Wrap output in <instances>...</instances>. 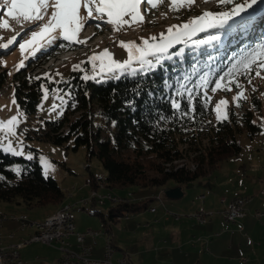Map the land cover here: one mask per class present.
Instances as JSON below:
<instances>
[{
  "label": "rangeland",
  "instance_id": "1",
  "mask_svg": "<svg viewBox=\"0 0 264 264\" xmlns=\"http://www.w3.org/2000/svg\"><path fill=\"white\" fill-rule=\"evenodd\" d=\"M259 1L261 0H257V2ZM155 2L157 7L151 8V6H148L147 9L145 4L141 3L140 10L144 17L143 23H135L131 27L126 25L119 30H115L111 24L105 22L107 17L103 19H88L86 11L81 9L80 14L85 18V21L84 28L78 34L77 39L87 40L86 44L69 43L62 38H57L50 44L42 41L34 53L27 50L23 55L19 49V43H23L25 39H30L31 30L39 31V28L32 23L18 22L7 15H0V25L5 20L8 21L9 25L7 29L0 27V45L6 44L13 36L16 37V41L9 45L7 49L0 48V71L4 70L6 75L5 84L0 89V122H7L12 117L17 119L16 126L13 129L14 135H7L5 132L0 131V149L3 151L4 147L10 143L16 153H22L15 156L25 159L31 156L33 160H36L41 166L43 173L52 177L64 192L66 196L64 203L72 206L71 215L76 230H80V232H85L88 229L100 231L101 235L96 237L98 245L102 242L105 243V233H107L111 235V240L116 246L122 249H142L143 245L140 244L142 241L140 240L141 237L144 234H150L151 231L156 229L153 226L136 230L134 224L140 223L143 226L147 220L151 222L150 220H152L153 216L149 213L152 212L147 210L135 216L121 218L111 223L110 232H106L102 227L99 212L106 216L108 208L113 203L110 201L92 203V200H90L92 187L91 185L84 186L86 178L90 175L95 178L106 176L102 165L96 158H88L83 146L73 150L72 140L58 145L48 140L44 133L48 130L47 122L59 119L64 111L67 95L64 90L58 87V83L65 81L70 71L81 72L80 74L83 78L87 77V79L102 83L110 79L119 78L122 75H130L136 71H148L156 67L172 52L170 47L162 54L158 53L155 56H148L146 57L147 62L143 64L133 57L132 62L126 67H113L111 71L107 70V68L101 69V61H91L90 58L92 56H100L107 49L111 54L112 60L122 64L129 59V50L121 47L122 41L125 44L134 42L138 47H143L145 40L148 41L149 45L159 44L161 42V34L167 36V29L173 25L179 26L188 23L192 19L203 15L204 12L217 13L231 11L232 9L231 6H228L230 3L222 4L220 0H195L191 6L185 2L182 7H179V11L170 10L173 7L170 0H163V2L155 0ZM179 4L180 0H178L177 6ZM48 11L50 15L51 9ZM6 12L7 6L4 4V0H0V13ZM96 25H99V27ZM26 32L28 33L27 35H25ZM56 35L59 36L58 33ZM195 36L188 40L189 44L196 41L193 39ZM153 37L156 39L153 40ZM188 43L180 42L181 45H179L178 50H182ZM21 62H23V67H20ZM257 67L258 65L248 72L245 77H236L232 83H225L230 87V91L218 89L216 92L209 93L212 110L210 124L215 125L216 122L224 119L217 118L215 109L217 103L221 100H226L227 105L223 106V111L226 115L234 112L239 118L243 113L252 111L251 123L261 128L253 136H249L246 132L237 135L236 138L240 147L237 157L225 160L219 170L214 171L208 178H199L193 182L178 186L172 181L168 182L166 184L167 188L176 186L181 191V196L176 199L160 194L159 189L155 188L131 189L133 199L154 197L153 209L159 207L160 210H164L163 215L166 211H169L171 214L177 215L179 219H188L191 224L200 227L195 229L197 233H194L193 236L196 240H201L200 244H198V246L202 247L200 252L210 256L208 258L211 259H207L210 264H224L229 256L234 257L237 261L240 260L241 256H243L241 259L246 260L253 256L254 261L252 264H264V231L261 233L259 230H255L251 233L252 238H254L252 242L254 244L261 242L263 244L262 247L252 245L250 243L251 240H247L245 241V246L243 245L240 250L237 247L229 255H226V260L223 259L224 252L218 254L209 245L211 242L217 243V241L224 240L225 236L227 237L233 232V229L230 228L231 222H225L221 215V211L225 208L224 205L227 206L231 199L245 197L249 199V202L261 207H257L255 210L264 213V195H261V191H264V72H262L260 77L256 76ZM16 73H18V77L21 80L40 79L45 83H54L50 89L42 85L40 98L32 114H26L16 101L13 83V77ZM237 83L240 85L239 88L236 87ZM240 92H243V98L237 101L235 97ZM252 99L258 100L259 112L253 111ZM94 123L101 128L103 139L113 137V129L109 124L104 123L97 116ZM5 153L12 154L11 152ZM177 165L194 169L190 162L184 160L178 162ZM104 193L119 196V193L115 190L98 189L99 195ZM200 195H203V201L200 200ZM221 198L228 200V203H223ZM83 200L89 201L82 203ZM50 210V208L26 210L23 206L13 202L0 203V216L25 213L31 219H42ZM254 211L249 212L246 209L245 215L257 219L253 216ZM161 213L162 211L159 215ZM196 213H212V216L209 221L201 224L194 217ZM170 218L173 219L174 216ZM257 221L264 224V220L261 222L257 219ZM211 222L218 226L216 229L208 231L209 233L205 235V228H208ZM8 225L11 229H15L17 226L15 223L5 221L3 228ZM123 227H125L126 231ZM1 232L0 229V234H2ZM86 240L91 243L90 237H87ZM45 251L51 257L58 259L59 253L56 249L41 243H31L23 251H20V253L24 252L27 254L25 255L26 257H21V261L22 263L29 261L30 264H35L34 260H37L38 256L42 258L41 255ZM113 257L112 260L115 259Z\"/></svg>",
  "mask_w": 264,
  "mask_h": 264
},
{
  "label": "trees",
  "instance_id": "2",
  "mask_svg": "<svg viewBox=\"0 0 264 264\" xmlns=\"http://www.w3.org/2000/svg\"><path fill=\"white\" fill-rule=\"evenodd\" d=\"M240 15H251L252 19L243 26L237 25L235 30L215 28L200 32L193 38L195 42L189 44L184 40L188 44L182 50H178L180 43L172 46V54L148 71L102 83L70 71L67 79L58 83L67 95L64 111L59 119L47 122L45 137L58 145L72 140L73 150L83 146L86 156L96 158L106 172L105 177L90 175L91 187L99 180L119 195L132 192L133 188L160 189L167 188L170 181L178 186L208 178L225 160L237 157L238 134L246 132L253 136L261 129L251 123L252 111L239 118L230 112L215 125L209 123V93L215 82L238 61L264 46V4L254 12ZM239 19L233 17L228 23ZM209 36L219 39L197 43L208 41ZM246 74L243 65H237L231 77L222 83ZM5 80L2 70L0 89ZM13 83L16 101L26 114L35 111L42 85L49 89L54 85L40 79L21 80L18 73ZM173 102H178L180 108H175ZM252 106L253 111L259 112L257 99H252ZM96 116L112 127V138H102L101 128L94 123ZM182 160L190 162L194 169L179 167L177 163ZM65 199L56 181L43 173L36 160L0 149V203L13 202L26 210L50 208L51 213ZM153 201L154 197H141L110 206L106 216L99 212L102 227L109 233L111 223L149 210Z\"/></svg>",
  "mask_w": 264,
  "mask_h": 264
},
{
  "label": "snow or ice",
  "instance_id": "3",
  "mask_svg": "<svg viewBox=\"0 0 264 264\" xmlns=\"http://www.w3.org/2000/svg\"><path fill=\"white\" fill-rule=\"evenodd\" d=\"M142 2L145 4L146 9L148 6H151V8L157 7L155 0H4V4L7 6V12L0 13V15H7L18 22H29L35 24L39 28V31L35 29L31 30L30 39H25L23 43H19V49L23 55L27 50L34 53L37 46L40 45L42 41L50 44L57 38H62L69 43L86 44L87 40L77 39L78 34L84 28L85 21V18L80 14L81 9L86 11L88 19H103L107 17L105 22L111 24L115 30H119L126 25L131 27L132 24L143 23L144 17L140 10ZM161 2H163V0H161ZM185 2L191 6L195 0H180L179 6H177L178 0H170V3L173 5L170 10L179 11V7H182ZM220 2L222 4L232 3L233 7L231 11L217 13L204 12L203 15L192 19L188 23L179 26L173 25L167 29V36L161 34V42L159 44L149 45L148 41L145 40L143 47H138L134 42L125 44L122 41L121 47L129 50V59L122 64L113 61L107 49H105L100 56H92L90 60L101 61V69L107 68L109 71H111L113 67H126L132 62L133 57L141 64L146 63V57L155 56L158 53L162 54L173 45L184 40H190L194 35L200 32L215 28L225 29L227 32L235 30L237 25H245L246 21L252 19V16L243 17L240 14L257 4V0H243V3L235 2V0H220ZM261 2L264 3V0H261ZM49 9H51L50 15ZM253 11H255V9H253ZM233 17H240V19L233 20V23L229 24V20H232ZM8 26L7 20L3 21V24L0 25V27L5 29H7ZM96 26L99 27V25ZM57 33L59 36L56 35ZM27 34L26 32L25 35ZM152 39L155 40L156 38L153 37ZM218 39V36H209L208 41L201 40L197 43L204 44ZM15 41L16 37L13 36L6 44L0 45V48L7 49L9 45H12ZM258 55L260 57L259 60L257 59ZM240 64L243 65L245 72L252 71L253 67L258 65L256 68V76L260 77L262 72H264V46L250 53L247 58L237 62V65ZM237 65H234L233 68L229 70V73H226L225 76H221L219 80L215 82V87L211 89L212 92H216L218 89L223 91L231 90L228 84H222V81H224L226 77H231ZM20 67H23V62H21ZM85 79H87V77H85ZM230 83H232V81L229 79V84ZM236 87L239 88L240 85L237 83ZM45 91L47 92V90ZM242 98L243 92H240L235 97V100L239 101ZM189 102L191 103V98H189ZM205 102L207 103V97L205 98ZM226 105V100H221L217 103L215 110L218 119L227 118L226 113L223 111V106ZM173 106L177 109L180 108L178 102H173ZM192 110L194 111L195 109ZM16 123V117H12L7 122H0V131L5 132L7 135H14L13 129ZM3 151L11 152L14 155L22 154L16 153L12 149L10 143L8 146L4 147ZM28 159H32V157L29 156ZM16 171H19V169Z\"/></svg>",
  "mask_w": 264,
  "mask_h": 264
},
{
  "label": "crops",
  "instance_id": "4",
  "mask_svg": "<svg viewBox=\"0 0 264 264\" xmlns=\"http://www.w3.org/2000/svg\"><path fill=\"white\" fill-rule=\"evenodd\" d=\"M166 189L168 188H160L159 193L164 192V190ZM102 190H105V189H102ZM128 194L132 195V192H127L124 195H119V196H126ZM200 196H203V195H200ZM200 200L203 201L204 197L203 199H200ZM223 203L227 204L228 200H225ZM224 206L226 207V205ZM257 207H259V205L254 204L253 202H248L244 206V215L241 218H239L237 221H235L234 223H231V225L229 224L230 228L233 229V232H231L230 235H227V237L225 236L224 240L219 239L222 241H217V243L211 242L209 245L211 246L212 250L216 251V253L218 254L221 252H224L223 259L226 260V255H229V253L233 251L235 248L237 249V247L239 248L238 250H240L242 246L245 244V241L247 240H251L250 243L252 245L262 247L263 244L261 242H256L257 245L254 244V242H252L254 238H252L251 233H253L255 230H259L262 233V231H264V224L259 223L257 219H253V217L251 216L245 215L246 209H248L249 212H252ZM149 210L152 212L149 214L153 216L152 220H150L151 222L147 220L145 222V225L143 226L140 223L134 224V228L136 230H140L143 227L151 228L153 226L156 229L154 231H151L150 234H147V235L144 234L141 237L140 240L142 241L140 242V244L143 245V248L140 250L139 249L133 250L132 248L122 249L116 246L113 240H111L112 247L114 250L113 255H112V257L114 256L113 258L117 259L119 257L125 256L132 264H210L209 263L210 261L207 260V259H211V258H208L210 256L208 254L200 252L202 250V247L200 245L198 246V244H200L201 240L199 239L196 240L193 236L194 233H197L195 229H198L200 227H197V225L191 224V221L188 219L182 220V219H175V218L172 219L170 217H163L164 210H160L159 207H156V209H153L151 207ZM161 211L162 213L161 215H159ZM53 212L54 211H52L51 213ZM51 213L49 212L46 216L50 215ZM20 214L25 215L27 218H29L25 213H20ZM135 215H132V216H135ZM128 217H131V216H128ZM259 220L262 222L264 218L259 219ZM4 222L5 221H1L0 223V229L2 231L1 235L5 237V240H1V245L13 244L17 242L20 237L29 235L28 227H22V228L20 227L17 230L18 225L17 223H15L17 225L15 229L14 228L11 229L9 225L7 226L8 228L6 226L5 228H3ZM212 223L213 222H211L208 225V228H205L206 230L205 235H207L211 229H216V227L218 226L214 223L213 225ZM123 229L125 230V227H123ZM7 235H8V238H7ZM197 235H201V234H197ZM86 242L89 243V241L87 240ZM104 244L105 243L102 242L98 245L96 241V243L94 244L95 247L93 246V249H92L93 257L100 258L102 256ZM27 246H20L18 248L19 253L20 251H23ZM25 255L27 254L24 252L20 253V257H26ZM41 256L42 258H39L38 256L37 260H34L35 264H57L56 263L57 260L55 259L56 257H51L49 253H46V251ZM242 257L243 256H241V258ZM241 258L240 260L237 261L234 257L229 256L227 260L224 262V264H252L254 261L253 256L252 258L249 257L248 260L241 259ZM23 264H30V263L28 261Z\"/></svg>",
  "mask_w": 264,
  "mask_h": 264
},
{
  "label": "built area",
  "instance_id": "5",
  "mask_svg": "<svg viewBox=\"0 0 264 264\" xmlns=\"http://www.w3.org/2000/svg\"><path fill=\"white\" fill-rule=\"evenodd\" d=\"M94 183H101L102 181L96 180ZM91 184L90 179L86 178L84 186L87 187ZM164 194V192L160 193ZM261 195H264V191H261ZM203 199V196H200ZM141 199V198H140ZM155 199V198H154ZM103 200L102 197H95L93 202ZM113 200V205L130 203L136 199H133V195L127 198H117ZM224 202V198H221ZM249 202V199L245 197H236L229 201L228 205L221 211V215L225 222L234 223L244 215V206ZM72 206L64 208L62 212L55 216L45 217L42 219L23 218L20 216L9 217L6 215L0 216V221H10L17 223L18 228L28 227L29 235H25L19 238V240L13 243V247H1V240H5L0 234V264H23L21 257L17 255V247L27 246L31 243L46 244L49 247H66V244H73V251H67L66 256L58 257L57 264H132L125 256L112 260L113 247L111 243V235H105L106 241L104 244L102 256L95 258L92 256V249L96 243V237L100 236V231L86 230L85 232H79L75 230V225L71 215ZM165 217L174 216L175 219H179L177 215L171 214L169 211L164 213ZM212 213L203 214L196 213L195 219L204 224L211 219ZM255 218L263 219L264 213L255 210L253 213ZM91 238V243L86 242V238ZM8 238V235H7ZM82 254H89V261H82Z\"/></svg>",
  "mask_w": 264,
  "mask_h": 264
},
{
  "label": "bare ground",
  "instance_id": "6",
  "mask_svg": "<svg viewBox=\"0 0 264 264\" xmlns=\"http://www.w3.org/2000/svg\"><path fill=\"white\" fill-rule=\"evenodd\" d=\"M88 185H91V184H88ZM98 189H107L105 187L104 182H102V184L101 183H95V187L92 188L91 192H90L91 193L90 194V197H91L90 200L93 201L95 199V197H102L103 200L98 201L99 203H103L104 201H110V202L113 203L112 199H115V197H117V198H127V197L131 196V194H128L126 196H117V195L114 196L111 193H104V194L99 195L98 194ZM88 201L89 200H83L82 203H87ZM69 206L70 205H67L66 203H64L56 211H54L53 213H51L50 215H48L46 217L55 216L58 213L62 212V210L64 208H69ZM17 216H20V217H23V218H27L25 215H22V214H20V215H11L10 217H17ZM0 223H1V221H0ZM105 235H108V234L105 233ZM1 247H13V244L1 245ZM19 247H17V255L20 256V253H19V250H18ZM53 248H55L58 251L59 257L60 256H66L67 255V251H73V244H66V247H53ZM82 261H89V254H82Z\"/></svg>",
  "mask_w": 264,
  "mask_h": 264
},
{
  "label": "water",
  "instance_id": "7",
  "mask_svg": "<svg viewBox=\"0 0 264 264\" xmlns=\"http://www.w3.org/2000/svg\"><path fill=\"white\" fill-rule=\"evenodd\" d=\"M263 4H264V3H262L261 1H259V2H257L256 5H253L252 9L249 8V9H251V10L247 9L246 12H248V11H250V12H254L253 9H255V11H256V10H257L261 5H263ZM243 13H244V12H243ZM164 195H165L166 197H168V198L176 199V198H178V197L181 196V191H180V189H179L178 187H172V188H168V189L164 190Z\"/></svg>",
  "mask_w": 264,
  "mask_h": 264
}]
</instances>
